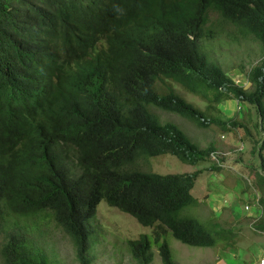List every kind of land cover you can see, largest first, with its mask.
Segmentation results:
<instances>
[{
  "label": "trees",
  "instance_id": "16d2710c",
  "mask_svg": "<svg viewBox=\"0 0 264 264\" xmlns=\"http://www.w3.org/2000/svg\"><path fill=\"white\" fill-rule=\"evenodd\" d=\"M223 37L255 41L264 53V0H0V232L12 216L50 211L72 238L77 263L92 264L89 223L106 201L153 229L129 242L137 264L153 262L155 245L163 264H176L170 233L213 248L220 233L183 215L199 204L192 192L198 172L140 167L170 154L196 168L214 164L219 151L162 125L147 110L152 105L199 129L229 132L243 127L238 117L223 121L211 111L235 101L255 106L263 125L264 54L247 73L241 67L249 87L239 85L204 49ZM174 86L199 95L208 109ZM219 162L213 171H221ZM257 178L264 194V177ZM1 257L4 264H50L13 232Z\"/></svg>",
  "mask_w": 264,
  "mask_h": 264
},
{
  "label": "rangeland",
  "instance_id": "374dc122",
  "mask_svg": "<svg viewBox=\"0 0 264 264\" xmlns=\"http://www.w3.org/2000/svg\"><path fill=\"white\" fill-rule=\"evenodd\" d=\"M204 49L209 58L230 70L229 76L243 86L247 82L246 76L241 74V67L247 73L260 64L264 54L260 44L255 41L235 44L224 37L205 44ZM174 88L198 109H208V103L199 95L190 94L179 86ZM219 108L220 113H211L223 121H233L238 117L237 122L243 127L231 125L229 127H232V131L229 132L217 126L202 130L184 119L159 113L162 121H173L201 148L206 149L214 143L219 149L216 158L222 161L223 167L221 171L212 170L218 164L214 157L211 158L214 164L207 162L194 168L175 156L165 154L151 157L150 167L145 168L161 175L200 172L193 193L200 205L186 208L183 215L196 218L208 230L223 231L214 248L185 245L170 233L166 238L176 264H260V257L264 255V194L257 181L258 175L264 177L261 168L264 157V123H260L261 118L255 106L228 101ZM208 193L216 195L217 201L206 198ZM254 198L259 203L255 204ZM218 204L219 207H226L225 212L220 214V208L215 212V208L211 207L214 205L217 208ZM230 205H233L234 210ZM246 206H250V211L245 209ZM231 214L234 218H231ZM89 226V257L93 259L92 264H137L132 257L129 242L137 240L141 235L152 234V228L141 225L132 215L109 206L106 201L99 205L97 215ZM258 230L261 232H256ZM11 232L26 236L48 256L50 264H79L72 238L56 224L50 211L22 219L16 216L7 219V224L2 226L0 232V264H4L2 246ZM152 254V264H163L157 247H154Z\"/></svg>",
  "mask_w": 264,
  "mask_h": 264
},
{
  "label": "clouds",
  "instance_id": "9594fccd",
  "mask_svg": "<svg viewBox=\"0 0 264 264\" xmlns=\"http://www.w3.org/2000/svg\"><path fill=\"white\" fill-rule=\"evenodd\" d=\"M246 82H247V80H246ZM247 85V87H249V83L247 82L246 83ZM149 112H151V113H155L159 118H160V116H159V113L160 112H162V113H165V114H170V115H173V116H176V117H178V118H181V117H179L177 114H174V113H170V112H166L165 110H162V109H159V108H157V107H155L154 105H152V106H150L148 109H147ZM182 119V118H181ZM160 121H161V124L162 125H166V124H175L173 121H169V122H164V121H162L161 120V118L159 119ZM176 126H177V124H175ZM180 127V126H179ZM181 128V127H180ZM212 157H215V155L214 156H212ZM144 159L141 161V162H144V160L146 159V157H143ZM150 159V158H149ZM216 161V163H218L217 165H220V162H219V160H215ZM150 165H151V160L149 161V164H145V167H140V170L142 171V172H151V173H153V171H148V170H145V168H148V167H150ZM189 165V164H188ZM142 166H144V164H142ZM196 168H198V167H196ZM223 168V167H222ZM229 169V168H228ZM198 171H196V172H194V173H187V174H196ZM215 173V172H214ZM174 174H182V173H174ZM198 174L199 175H201V173L200 172H198ZM167 175H169V174H167ZM199 178H200V176H198V180H199ZM247 182H248V184L250 183V181L249 180H247ZM251 184V183H250ZM196 186H195V191H196ZM193 193L195 194V192L193 191ZM196 199H197V197L195 196V195H193ZM209 197V195H207V197L206 198H208ZM253 202H255V204H257V203H259L258 201H256L255 200V198L253 199ZM200 205V204H199ZM246 207H249L250 208V206H246ZM246 207H245V209H246ZM250 211V210H249ZM255 222H256V220H255ZM255 222H254V224H255ZM261 232V230H258V231H256V232H258V233H260ZM213 232H215V231H213ZM223 232V231H222ZM222 232H216V233H222ZM264 232V231H263ZM170 232H168V234H169ZM152 234H153V229H152ZM152 234L151 235H149V236H152ZM146 235V234H145ZM140 238V237H139ZM138 238V239H139ZM131 242V241H130ZM189 246V245H188ZM154 247H157L158 248V251H159V256H160V258L162 259V257H161V255H160V250H159V247L157 246V245H155V246H153L152 247V252H153V249H154ZM193 247V246H192ZM214 248V247H213ZM154 259V258H153ZM160 259V260H161ZM262 260H264V255H261V257H260V264H262ZM162 261V260H161ZM152 264V263H151ZM221 264H223V263H221Z\"/></svg>",
  "mask_w": 264,
  "mask_h": 264
},
{
  "label": "crops",
  "instance_id": "0c3cea01",
  "mask_svg": "<svg viewBox=\"0 0 264 264\" xmlns=\"http://www.w3.org/2000/svg\"><path fill=\"white\" fill-rule=\"evenodd\" d=\"M218 153H219V151H218ZM209 194V197L214 201V202H216L217 201V196L216 195H212L211 193H208ZM211 199H210V201H211ZM231 207H232V209L234 210V208H233V205H230ZM211 207H213V209L215 208V212H217V209H219L220 208V210H222V211H220V214L221 213H223V212H225V206H224V208L223 207H219V204L217 205V208L214 206V205H211ZM231 218H234L233 217V214H231ZM234 220V219H233ZM227 230H230V229H227ZM224 264V263H223Z\"/></svg>",
  "mask_w": 264,
  "mask_h": 264
},
{
  "label": "built area",
  "instance_id": "2783aa9c",
  "mask_svg": "<svg viewBox=\"0 0 264 264\" xmlns=\"http://www.w3.org/2000/svg\"><path fill=\"white\" fill-rule=\"evenodd\" d=\"M215 158V160H217V158L216 157H214ZM246 210L247 211H249L250 210V208L249 207H246ZM262 264H264V260H262Z\"/></svg>",
  "mask_w": 264,
  "mask_h": 264
}]
</instances>
